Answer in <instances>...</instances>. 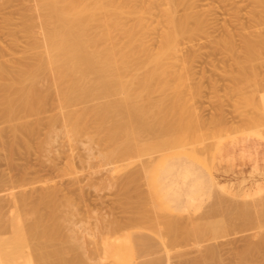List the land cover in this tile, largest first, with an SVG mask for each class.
<instances>
[{"label": "rangeland", "instance_id": "1", "mask_svg": "<svg viewBox=\"0 0 264 264\" xmlns=\"http://www.w3.org/2000/svg\"><path fill=\"white\" fill-rule=\"evenodd\" d=\"M26 1L30 0H0V44L4 53L7 50L3 61L20 58L31 51L26 50L29 45L32 49L35 46L23 30L22 10ZM190 1L193 4L190 15L194 16L191 21L195 23L192 18L199 16L205 26L203 22V28L194 29L181 42L180 54L187 61L184 63L187 68L179 62L177 65L183 66L184 81L178 85L171 80L163 86L165 79H157L148 100L151 102L144 101L148 104L147 111L151 109L147 113L151 117L145 116L147 121L153 118L160 132L147 134L143 149L122 160L109 161L101 156L106 152L101 145L87 136L69 141L63 129L53 136L50 144L52 124L61 108L57 107L55 86L49 89L52 85L49 81L47 90L51 93L47 103L30 115L27 112L28 116L20 111V117L16 116L19 121L3 118L5 108L0 106V248L5 247L0 249V254L6 255L2 260L13 264H116L118 261L113 259L116 260L113 262L102 249L105 240L114 241L115 237L119 242H131L135 264H201L202 259L213 264H264V225L260 227L250 220L248 224L246 220L248 225L244 226L245 221L234 222L226 217V213L242 210L239 206L246 207L247 203L246 212L251 209L256 212L248 216L264 209V48H261L264 46L261 44V40L264 42V0ZM181 10L178 14L184 13ZM35 29H39L38 22ZM248 37L254 41L261 38H257L260 43H255L261 45H256L260 49L253 50L259 49L257 53L244 48ZM155 42L153 45L157 47ZM152 43L151 47L155 48ZM38 48L31 52L41 50ZM147 66L139 72H148ZM174 92L181 94L178 96L181 100L176 97L175 101L186 107L180 111L181 115L178 111L183 107H173L179 105L172 98ZM3 97L4 92L0 91V99ZM100 100L87 105L104 101ZM78 105L74 109L83 104ZM179 116L184 124L182 119L179 124ZM254 120L261 124L260 128L263 126L261 135L258 125L252 129ZM17 125L28 130H23L26 137L15 136ZM259 187L261 191L255 195ZM252 205L258 209L254 210ZM36 216L41 219L35 221ZM179 219L186 227L179 231L173 244L169 241L172 246L169 242L166 246L171 239L167 233L163 235L164 230L167 224L173 226ZM34 221L40 224L38 230L50 229L47 233L42 230L46 236L36 230ZM197 222L203 226L228 227V230L218 236L210 233L200 237ZM37 231L41 234H35ZM27 259L32 262L27 263Z\"/></svg>", "mask_w": 264, "mask_h": 264}, {"label": "bare ground", "instance_id": "2", "mask_svg": "<svg viewBox=\"0 0 264 264\" xmlns=\"http://www.w3.org/2000/svg\"><path fill=\"white\" fill-rule=\"evenodd\" d=\"M30 1H26V3ZM32 2L33 3L31 4L29 3V5L28 3L27 4L23 3V6L25 8L23 7L24 8V11L22 10L23 14L21 13L23 15V21H22L23 22L22 24L24 27L23 30L25 31V34L29 37V39L31 38L33 40L34 42L33 44L35 45L33 49L30 48V45H29L30 49L26 48V50L28 49V50L33 51L34 49H36V47L37 48L40 47L41 50L34 51V52L25 51L26 53H24V55L20 58H18L19 56L17 57V59L15 57V59H11V60L6 58L5 61H3L4 57L2 56L3 55L5 56L7 50L4 53L5 51L4 47L3 45L1 46L0 44V57L2 58V59L0 58V60H2L0 61V91L4 92V97L0 99V106L2 105L5 108L3 110L4 112L3 118H6L8 120L9 119L15 120L17 117L18 118L20 117V113H19L20 111L22 112L24 111V113L28 112L29 115L31 113L36 112V109L38 108V106L40 107L41 105H44L47 103V100L49 98L48 94L51 93L50 91L47 90L48 89L47 86L51 82L50 85L51 84L52 85L49 86V89L53 88V85L55 86V88L57 87V89L54 88V90H55V93H57L56 101L59 104V105L57 104V107L59 106V109L61 108V111L58 113V115L60 114L59 115L60 119H58L59 116L56 117L57 119L53 117L55 121L52 124L51 132H50L51 141L48 140L50 144L53 141L52 139L53 136L57 135L58 131L61 132V129H63L65 136L69 141L75 140L80 136H87L91 141L96 142L99 146L101 145L104 151L106 150V152L102 153L101 156L104 159L109 160V161L122 160L123 158H126L127 156L132 155L137 150L143 149L144 148L143 138H145L147 134H152V133L157 134L160 132V130L156 128L157 126L153 124L154 123L152 120L153 118L152 119L150 118L151 121L149 119H148L149 121H147L146 119L147 117L145 116L148 112L150 113L151 109L147 111L146 109L147 107H145L147 102H144V101L150 100L151 91L157 79H162V78L165 79L163 86L167 85L171 80H173V82L177 83L178 85L181 84L180 82L182 80V76H184L182 73L184 69L182 67L184 66V63L186 61L184 57H182L183 55L180 54L182 50L180 49L182 45L181 42L184 41L183 39H185L184 38L185 35L187 38L190 34H193L192 32L195 31L194 29L203 28L202 26L205 24L203 18L201 19L199 16L192 18L195 23L191 21V17H194L193 15L192 16L190 15V11H189L190 6L192 8V5H193L191 4L192 2L190 0H33ZM180 8L183 10L184 12L183 14H178V12H180L179 11ZM255 10H256V7H255ZM36 22H38V26H39L38 30L35 29ZM153 35L155 36L152 37ZM156 35H158V38ZM154 38H156L157 40ZM257 38L254 41L253 38L248 37L244 42V48L247 49L249 52L255 53L256 51H253V50H256L258 47L260 49V46H261L260 44H258L260 43V41L258 40H260L261 38L260 39L258 38V40ZM151 39L152 40L154 39V42L155 40L156 42H158L157 47L153 45L154 42L152 43ZM256 41H258L257 44L260 46L257 47L256 46L257 44L255 45ZM263 41H264V38H263ZM151 43L153 46H155V48L151 47L150 45ZM261 44H264V42L262 43V40H261ZM31 47H32V44H31ZM262 47L264 48V46H261V48ZM12 58H14V56ZM182 60H184V62ZM178 62L179 64H182L183 66L177 65ZM149 64L151 65V67L149 66ZM146 66H147L146 69L150 68V70L143 74L142 72L140 73L139 71L142 70L143 68L145 69ZM179 67H181L182 70ZM186 68L187 67H185V69ZM186 78H188V76H186ZM42 82L46 83V85H44V83ZM179 94L177 92H174V95L172 94L173 95L172 98H174V101L176 97L178 100L179 98L178 96H181L182 93L180 95ZM100 99H104V101L100 102L99 104L95 103L92 105H87L89 103L96 102ZM178 101H177L178 104L181 103ZM148 102H151V101H148ZM78 104H83V105L82 107L80 106L81 108L74 109V107H76V105ZM174 105L175 106L173 107L175 108L176 106L177 107L180 106V104L179 105L174 104ZM151 107L152 106H150V108ZM180 107H183V106L181 105ZM185 108L184 107L183 109L180 108L181 110L177 108L176 111L179 110L178 112L180 114V111L182 112ZM28 113L25 114L24 116H28ZM148 115L149 114H147V116ZM148 117H151V114ZM18 118L16 120H18ZM24 118H27V117H24ZM248 118L246 119L248 120ZM179 119H180L179 122H181L179 124H182V121H183L182 117L179 116ZM171 121L172 120H170V122ZM25 122L27 123V121ZM174 122H177V120ZM248 123H250V121ZM183 124H184V121H183ZM253 124H250L249 126H253ZM20 125H17L19 127L15 128V134H16L15 136L18 138L20 137L23 138L24 133H26L23 130L25 131H28V130L26 128L25 129L20 128ZM169 125H172V126L175 125L174 127H176V124L174 123L173 125V122L170 123ZM255 125H258L257 122L256 124H254V127L252 128L253 130L255 128ZM260 125L261 124L258 125L259 128L261 127ZM178 126L180 127L181 125H178ZM26 127L28 126L26 125ZM182 127L183 126H181V128ZM262 128H260V130L257 128L258 134H259V131L260 132L264 131V129L263 131L261 130ZM257 129H255V132ZM261 134L262 133H260L259 135ZM220 186L225 191L227 190L223 185H220ZM260 191H261V188L259 187L258 190H256V193L254 192L255 195L256 194L259 195L258 193H260ZM255 195H252V197L253 196L255 197ZM43 202L41 203L43 204ZM247 204H246V207H248ZM255 206L256 205L253 206L254 210L256 209ZM239 207L242 210H238L235 208L236 212H228V210L225 211V212H228L226 213V217L231 220H234V222L236 220H240L238 221L239 223H242V221H245L243 224L244 226L245 224H247L249 220L251 221V223L252 222L253 223L255 222V224L258 223L256 225L260 224L259 225L260 227L264 225V209L259 208L260 210H257L258 209L257 208L256 210L259 211V214L257 215L253 214L251 216H248L249 213H252L253 209H251L252 211L246 212L248 211V210H245L246 207H243V208L241 206ZM231 211L233 210L231 209ZM17 212H20V211H17ZM38 212H37V215H38ZM246 213L248 214L246 215ZM24 216L23 218H25ZM31 216L32 215H30V217ZM151 216L152 215H150V218ZM36 217H37V220L35 221H38L39 218L41 219L42 215L41 217L39 216V218L38 216ZM23 218L21 217V219ZM25 219H28V218H25ZM169 219L170 218H168V220ZM30 220H27V221L29 222ZM152 220H155V219H152ZM1 221H4V220H1ZM105 221L106 220H104V222ZM168 222H171V220ZM175 222H176L175 225L173 222V226H172V223H171V226H169L170 223L169 224L166 223L168 227L166 228V230H164L166 232L163 233V235L167 233V238L171 239V240L167 239L168 240L167 243L164 242V244L166 243V246L169 241H172V244H173V242L179 236V231L183 230L186 227V225L183 224L184 222L182 223L180 219L179 221H175ZM164 223L165 222H163V224ZM21 224L23 225L24 223H21ZM38 225L40 224L38 223ZM38 225L36 227L37 228L36 230H38ZM119 225L120 224L118 225L116 224L115 227H119ZM204 225L206 226H203L202 224L196 225L197 231L200 234V237H203L210 233L212 235L218 236L220 235V233L222 234V232H225L226 229L228 228L225 226H224L225 228H223L215 224L214 225L209 224L210 226H208L207 224H204ZM15 226L16 225H14V227ZM4 228H1L2 232ZM15 229L17 230V228ZM46 229L47 230H44V229L42 230H44L45 232L50 230V229L48 230V228ZM262 229L264 228L262 227ZM42 230L40 229L38 231L41 232ZM115 230L116 228L113 230L114 234L116 232ZM161 230L163 232L162 228ZM38 231L35 232V234H38V233L41 234ZM44 231H42V235L45 233ZM52 231L53 230H51V232ZM159 231H158V234L160 233ZM260 231H263V230L260 229ZM260 231L258 232L260 233ZM67 232L69 233V231ZM70 234L71 233H69V235ZM163 235L161 236L162 238H163ZM111 236L113 237L114 235H111ZM109 239L105 240L102 246V249L104 251L103 253H105V255L107 254L112 259L108 256L107 258H110L112 261L113 259H116L119 264H134V256L132 253L130 241H127L126 243L125 242L126 239L125 240L122 239L125 242L123 243L121 241L119 242L120 240L119 238L118 240H115V237H114L113 239L114 241L112 240L110 241ZM165 240L163 239V241ZM13 243H15V241ZM170 245H171V242H169V246ZM8 247L7 249L10 248ZM4 248L5 247L0 248V249L4 250ZM8 252L9 250L7 251V253ZM213 252L211 251L212 254H214ZM11 254L12 252L10 253V255ZM13 255H11L12 258H14ZM66 255L68 254L66 253ZM5 256L4 257L1 256L2 258H0L1 259L0 264H9V262L13 264V262L9 260H8L9 262H7L6 259L2 260L5 258ZM215 256H218V255L216 254ZM215 256L213 258H215ZM9 257L7 259H9ZM213 258L211 260H213ZM30 259H27L29 261L28 262L25 261V262L27 263L32 262L30 261ZM50 259L48 260L50 261ZM116 260L114 261L116 262ZM69 261L70 260H68V262ZM202 261L203 262H201V264H210V263L213 264L212 261L210 263L206 260L204 262L203 259ZM16 263H18V261ZM19 263L21 264V262ZM71 263L72 262H70V264ZM169 264H173V263L169 262ZM214 264H217V263H214ZM240 264H246V263L242 262Z\"/></svg>", "mask_w": 264, "mask_h": 264}, {"label": "crops", "instance_id": "3", "mask_svg": "<svg viewBox=\"0 0 264 264\" xmlns=\"http://www.w3.org/2000/svg\"><path fill=\"white\" fill-rule=\"evenodd\" d=\"M130 244H131V242H130ZM131 248H132V253H133V256H136L135 255V253H134V249H133V246H132V244H131ZM134 264H135V260H134ZM169 264V263H168Z\"/></svg>", "mask_w": 264, "mask_h": 264}]
</instances>
